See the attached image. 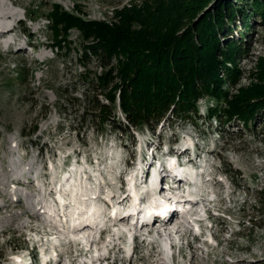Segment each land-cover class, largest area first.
Wrapping results in <instances>:
<instances>
[{
	"label": "rangeland",
	"instance_id": "374dc122",
	"mask_svg": "<svg viewBox=\"0 0 264 264\" xmlns=\"http://www.w3.org/2000/svg\"><path fill=\"white\" fill-rule=\"evenodd\" d=\"M16 1L19 7L11 2ZM144 0H0V7L4 6L9 11L17 14L19 23L16 30L31 37L32 44L24 52H20L22 41L17 42L15 53L4 46L0 48V264H10L11 259L21 256L22 250L27 249L30 254L34 251L33 239H38L39 231L53 234L57 237L52 244L47 245L49 254L57 252V240L63 231H51V224H45L35 218L40 208L38 195L40 191L31 182L27 184L12 183L21 168H29L32 175L39 171L41 176L57 175L61 162L71 160L72 154L93 161L95 157L103 161L106 157V176L118 178L115 171L118 164L137 150L145 149L151 144L157 149V154L165 152L166 146L180 143L186 136H202L196 140L197 152L203 153L202 164H209L214 171V184L223 188V182L229 188L224 193L230 200L245 204L238 217L243 218V226L237 230L235 223H225L218 219L219 232L217 248L208 249L207 254L194 246L189 252L182 245L181 255L175 259L176 264H264V131L257 123L255 126L245 128L242 123L231 122L224 125L223 129L211 122V127L204 121L206 100L198 103V112L201 120L179 121L169 125V121L160 122L154 128L139 127L134 132V144L129 136L115 132L110 128H102L95 118H84L87 108V98L94 93L96 77L107 71L108 67L101 64L98 57L90 56L88 60L81 58V45L83 35L78 27L70 26L62 31V48L51 47L52 31L49 12L52 6L58 4L64 11L83 21L105 22L109 26L119 23L118 12L132 7H139ZM238 7H244L237 4ZM24 13L25 20L22 14ZM45 19L47 24L43 33L37 34L35 22ZM30 20L31 22H29ZM255 24V44L251 57L240 64L246 73L229 93H236L239 87L248 88L258 84L254 78H248V72L257 67V59L264 58V26ZM3 23L4 21H0ZM252 23L254 21H251ZM241 27V29H240ZM239 23L233 29V37L243 31ZM137 26H133V29ZM44 34V35H43ZM46 41H44V37ZM23 36L19 34V38ZM11 40H8L9 43ZM224 44V42H221ZM222 44V45H223ZM27 46V45H26ZM31 46L34 51L30 49ZM12 48V46L10 47ZM43 59V60H42ZM122 56L114 57L110 62L113 75H116L119 60ZM81 74V76H79ZM114 82L118 79L114 76ZM99 93V90L97 91ZM105 103L103 96H98ZM116 95L115 109L113 112L122 122L123 115L118 109ZM97 113V111H94ZM18 147V148H17ZM149 148V147H148ZM175 149V147H174ZM172 150V149H171ZM176 150V149H175ZM150 154V150H148ZM72 156L71 158H69ZM79 157V158H80ZM22 158V163L17 160ZM120 160V161H119ZM132 162V161H131ZM15 163L14 170L9 171ZM52 163V164H51ZM132 164V163H128ZM44 166V171L41 169ZM53 170V171H52ZM112 171V172H110ZM230 171V173H227ZM115 172V173H114ZM216 173L223 176H216ZM103 178V177H101ZM221 179V180H219ZM228 182V183H227ZM13 185L8 188V184ZM46 190L50 189L49 181L42 182ZM212 183V185H214ZM218 189V188H216ZM18 190L16 200L22 203L10 202L12 193ZM15 193V192H14ZM13 193V194H14ZM116 188L109 187L106 192L110 205L116 204ZM115 194V197H112ZM29 195V201H25ZM104 196L101 197L103 199ZM38 202V203H37ZM41 218L43 213L40 212ZM178 218V216H177ZM180 219V217L178 218ZM240 219V218H239ZM174 222V221H173ZM173 222H168L171 224ZM44 228L50 231H46ZM229 228L235 233L228 234ZM63 229V228H62ZM154 231V229H152ZM172 226L165 231L164 237L174 233ZM54 232V233H52ZM39 234V233H38ZM174 235V234H173ZM178 235H174L173 239ZM182 237L176 239L181 245ZM64 239V238H62ZM34 249V248H33ZM56 249V250H53ZM119 256H120V252ZM156 251L137 250L136 254L127 261L118 260L114 264H164L161 256L155 255ZM175 255L176 252L174 251ZM118 256V257H119ZM71 262V261H70ZM66 263L65 255L61 256L58 263ZM111 264V263H109Z\"/></svg>",
	"mask_w": 264,
	"mask_h": 264
},
{
	"label": "trees",
	"instance_id": "16d2710c",
	"mask_svg": "<svg viewBox=\"0 0 264 264\" xmlns=\"http://www.w3.org/2000/svg\"><path fill=\"white\" fill-rule=\"evenodd\" d=\"M48 15L51 47L62 48L61 32L76 26L84 40L81 58L95 56L108 67L95 76L96 84L92 81L97 94L85 97L88 110L97 113L86 111L84 118H95L102 130L127 135L134 144L132 131L139 127L201 120L198 103L204 99L208 128L215 120L220 130L235 122L245 128L259 123L264 131V58L247 75L258 84L229 93L246 75L241 62L255 57L254 25L260 20L264 26V0H144L118 12L119 23L110 26L83 21L58 4ZM238 23L243 31L235 38ZM118 56L122 59L113 75L110 62ZM116 95L124 122L113 112Z\"/></svg>",
	"mask_w": 264,
	"mask_h": 264
},
{
	"label": "bare ground",
	"instance_id": "6f19581e",
	"mask_svg": "<svg viewBox=\"0 0 264 264\" xmlns=\"http://www.w3.org/2000/svg\"><path fill=\"white\" fill-rule=\"evenodd\" d=\"M11 2V1H10ZM11 4L13 5V6H16V7H19V5L20 4H18L16 1H13V2H11ZM1 19H4V20H10V21H13V24H7L9 27L10 26H12V28H15L17 25H18V21H19V18L17 17V14H15V13H13V12H11V11H9L8 9H6L4 6H2V7H0V20ZM7 25H5V26H7ZM3 27L4 26H2V24H1V22H0V35L1 34H3L4 33V35H5V31H4V29H3ZM12 28H10V29H8V30H6V31H8V32H6V35H8L9 33H11L12 31ZM23 36V38H18L20 41L21 40H26V41H28V42H24V41H22V47L19 49V51L20 52H24V48L26 47V49H28V47H29V45L30 44H32V39H31V37H30V35L29 36H26V35H24V34H21L20 33V36ZM17 39V42L19 41ZM16 45H17V43H16ZM16 45L15 46H13L12 48H10V47H8L9 49H11V51H13L14 53H15V47H16ZM27 45V46H26ZM22 158H20L19 160H17V163L18 164H20V163H22ZM15 165V163H12V164H10L11 166H12V168L9 170V171H11V170H14L15 171V169H14V165ZM30 169H31V165H30V167L29 168H23V170H22V168H21V170H20V172H18L17 173V175H16V177H14L12 180V183H14V182H16V183H20V184H27L28 182H29V178H30V176H31V172H30ZM8 185V188H12L13 187V185H9V183L7 184ZM15 192V193H14ZM13 193H12V195L10 196V202L11 203H16V204H21L22 203V196H21V192H20V198H21V200H16V198H15V196L17 195V193H19V191L18 190H15ZM74 194H75V191H74ZM128 196H126L125 198H127ZM29 195H25V201L26 202H28L29 201ZM100 198H101V196H100ZM194 197H193V195L192 194H188L187 196H186V199H188V200H191V199H193ZM98 199H99V197H98ZM100 200V199H99ZM74 203L78 206V207H76L77 208V211H78V209H80L79 208V206L81 205V204H86L85 203V201H82L81 199H80V197L79 196H75L74 197ZM123 201V200H122ZM38 203V202H37ZM93 206L95 205L94 204V202H90ZM39 204V203H38ZM107 204V203H106ZM119 204V203H118ZM182 204V203H181ZM183 205V204H182ZM41 207H43L42 205H40V208ZM63 208V207H62ZM108 208H111L109 205H108ZM0 209H2V207L0 206ZM75 214H77V212H74ZM73 213V214H74ZM35 215V218H37L38 219V222L39 221H43L42 219H41V216L40 215H38V214H34ZM100 215V213H97V215H95V217H97V216H99ZM140 215V214H139ZM78 218H79V215L77 214V217L76 218H72V221L74 222V223H76V221L78 220ZM122 220H124V219H122ZM62 221L64 222V224L65 223H67V219H66V216H65V214H63V218H62ZM173 222V223H171V224H167L168 222ZM43 222H45V223H47V221H43ZM155 222H158V223H160L161 225H162V227L163 228H169V227H171V226H173L174 224H177L178 222H179V220H177V214L176 213H174L173 212V210H172V208H170V210L167 208V209H165L163 212H162V214H160L159 216H155L154 215V218H153V222L152 221H147V220H145V221H143V223H141V225H143L145 228L146 227H150L153 223H155ZM152 223V224H151ZM48 224H51V222L50 221H48ZM54 228H52V230H57V226H53ZM83 230H84V228L83 229H77V228H74V232H83ZM189 229L188 228H185V230H181V228H179L177 231H174V233H170L168 236H169V239H171V238H173V236L174 235H178L179 234V236L180 235H182V233L183 232H185V231H188ZM48 231H50V230H48ZM69 231V229H67L66 230V232H68ZM109 230H108V228H106L105 229V231H104V233H106V232H108ZM174 234V235H173ZM63 236H64V234H62ZM57 260H59V258H57Z\"/></svg>",
	"mask_w": 264,
	"mask_h": 264
}]
</instances>
